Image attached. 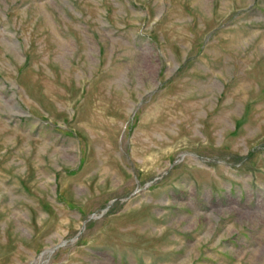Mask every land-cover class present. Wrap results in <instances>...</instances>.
Instances as JSON below:
<instances>
[{
	"label": "rangeland",
	"instance_id": "1",
	"mask_svg": "<svg viewBox=\"0 0 264 264\" xmlns=\"http://www.w3.org/2000/svg\"><path fill=\"white\" fill-rule=\"evenodd\" d=\"M0 264H264V0H0Z\"/></svg>",
	"mask_w": 264,
	"mask_h": 264
}]
</instances>
